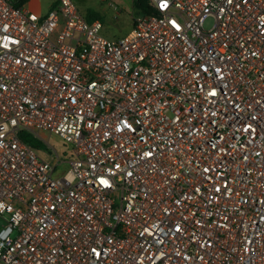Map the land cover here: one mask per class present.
I'll use <instances>...</instances> for the list:
<instances>
[{"label": "built area", "instance_id": "1", "mask_svg": "<svg viewBox=\"0 0 264 264\" xmlns=\"http://www.w3.org/2000/svg\"><path fill=\"white\" fill-rule=\"evenodd\" d=\"M25 1L0 0V264H264V0H148L113 40Z\"/></svg>", "mask_w": 264, "mask_h": 264}, {"label": "rangeland", "instance_id": "2", "mask_svg": "<svg viewBox=\"0 0 264 264\" xmlns=\"http://www.w3.org/2000/svg\"><path fill=\"white\" fill-rule=\"evenodd\" d=\"M35 2L39 5L41 11H46V8L49 11V6L53 4L51 6L53 8L58 0H35ZM71 2L85 18L88 14L96 13L99 15V20L102 23L101 35L104 38L110 40L122 38L132 28V0H71ZM27 3L28 0L23 3V8L29 9ZM212 24L213 20L209 18L205 21L204 27L208 29ZM26 134L37 143L34 149L43 154H46L50 147L61 155L69 148L58 136L50 135L47 132H41L39 136ZM63 170H65V167L57 169L58 172ZM4 217L7 218V214H4Z\"/></svg>", "mask_w": 264, "mask_h": 264}, {"label": "trees", "instance_id": "3", "mask_svg": "<svg viewBox=\"0 0 264 264\" xmlns=\"http://www.w3.org/2000/svg\"><path fill=\"white\" fill-rule=\"evenodd\" d=\"M149 11L150 9L148 5V0H133V12L135 14H146V13H149ZM98 18H99V15L96 13L88 14L86 17L88 21H92ZM19 137L23 142H25L29 146L33 148L37 146V143L33 139H31L29 135L26 134L25 132L21 133Z\"/></svg>", "mask_w": 264, "mask_h": 264}, {"label": "crops", "instance_id": "4", "mask_svg": "<svg viewBox=\"0 0 264 264\" xmlns=\"http://www.w3.org/2000/svg\"><path fill=\"white\" fill-rule=\"evenodd\" d=\"M28 8L29 10H32L33 12H35L36 14L40 15V14H45L48 11V8H46V11H41L39 5L35 2V0H28ZM53 5V4H52ZM49 6V8H51V6Z\"/></svg>", "mask_w": 264, "mask_h": 264}, {"label": "water", "instance_id": "5", "mask_svg": "<svg viewBox=\"0 0 264 264\" xmlns=\"http://www.w3.org/2000/svg\"><path fill=\"white\" fill-rule=\"evenodd\" d=\"M5 224V220L2 218V217H0V228L2 227V225H4Z\"/></svg>", "mask_w": 264, "mask_h": 264}]
</instances>
